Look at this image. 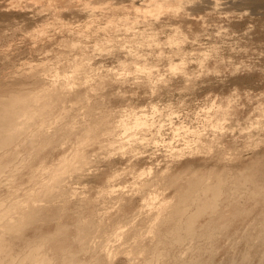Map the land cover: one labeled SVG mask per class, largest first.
I'll return each instance as SVG.
<instances>
[{
    "label": "rangeland",
    "instance_id": "rangeland-1",
    "mask_svg": "<svg viewBox=\"0 0 264 264\" xmlns=\"http://www.w3.org/2000/svg\"><path fill=\"white\" fill-rule=\"evenodd\" d=\"M193 2L0 0V97L32 106L0 156V264H264V0ZM197 176L195 201H234L170 262L151 248Z\"/></svg>",
    "mask_w": 264,
    "mask_h": 264
},
{
    "label": "bare ground",
    "instance_id": "bare-ground-1",
    "mask_svg": "<svg viewBox=\"0 0 264 264\" xmlns=\"http://www.w3.org/2000/svg\"><path fill=\"white\" fill-rule=\"evenodd\" d=\"M146 1V0H145ZM150 1V0H149ZM192 0H151V4H150V9L154 8V10H163L164 9H169V8H173V10H175L176 8H179V7H182L183 8V4H185L186 2H191ZM194 1V0H193ZM197 0H195V3H196ZM209 1L210 5L213 3V7H215V1L216 0H207ZM144 2V0H143ZM148 2V1H147ZM185 2V3H183ZM201 2V1H200ZM204 2V1H203ZM206 2V0H205ZM194 3V2H193ZM194 3V5H195ZM198 3V2H197ZM197 3H196V7L197 6ZM202 3V2H201ZM208 3V2H207ZM208 3V4H209ZM188 4V3H187ZM185 4V5H187ZM199 4V3H198ZM141 5V4H140ZM149 5V4H147ZM191 5V4H189ZM194 5L192 4V6L194 7ZM200 5V4H199ZM216 5H219V2L218 4ZM144 5H141L142 8H144L146 6L143 7ZM185 7V6H184ZM182 8L180 10H182ZM185 9V8H184ZM171 10V9H170ZM179 10V9H178ZM167 11V10H166ZM147 12V11H146ZM173 12V11H172ZM179 12V11H177ZM159 13H161L159 11ZM152 15V13H151ZM154 15V14H153ZM155 17V16H154ZM151 18V17H150ZM156 18V17H155ZM16 91V90H14ZM22 91V90H21ZM4 92H7V91H4ZM23 92V91H22ZM8 93V92H7ZM5 93V94H7ZM12 93V92H11ZM18 93V91L16 92ZM9 94V93H8ZM10 95V94H9ZM4 96V94H3ZM31 101L28 100V96L25 95V93L23 94H12L8 97H0V156H1V152L4 151V150H8V146L11 144L8 145V131L11 127H13L17 121L16 118L22 114H28L29 112L32 114V112L30 111L31 110ZM31 106V107H30ZM28 125V124H27ZM16 126V125H15ZM12 129V128H11ZM10 129V130H11ZM11 140V139H9ZM28 141V140H26ZM25 145V144H24ZM27 146V145H26ZM30 146V145H29ZM10 151V149H9ZM2 157V156H1ZM13 157V156H12ZM7 160V159H6ZM1 161V159H0ZM2 162V161H1ZM9 165L8 164H5V163H1L0 164V174L3 173L8 169ZM19 169V168H18ZM6 173V172H5ZM237 176V174H236ZM242 177V176H241ZM245 177V176H244ZM250 177V176H249ZM195 178V177H194ZM236 179V178H235ZM249 179V178H248ZM202 182V180H200V178H197L195 180H193V183H192V186L190 188H187L188 190H185L184 192V196H183V201H191L190 203L192 202H195L197 207H198V212L195 216H193L194 218H191V219H187L188 223L185 227H183V218L185 217V209L183 208V206L181 207H177L178 209L173 213V216H172V221H174V224H172L173 226H169L168 229H166V231H164L161 235H160V239H159V242L157 240L158 243H156L153 247V249L151 248V251L153 252V254H156V255H159V256H162L165 260H170L171 262V259H169V256H170V250H168V247L169 249H171L170 247H172L173 245H180L183 243V240H185L184 238L186 237H191L193 239H196V240H200L202 241V239L204 240H211L213 234L217 231V229H219V225H217V223L219 224L218 220H219V217L218 216H222V213L218 214L217 216V207L218 205H220V196L226 193L223 192V190H221L219 187L215 188V189H212L211 188H214V187H211V188H205L203 191L205 193H207L210 197L208 200L206 199H201L199 198L197 201L194 200L193 198V192L194 190L200 185V183ZM243 181V180H242ZM239 182V181H238ZM244 182V181H243ZM202 184V183H201ZM242 184V183H241ZM240 184V185H241ZM208 191V192H206ZM254 192V191H253ZM252 193V192H251ZM256 193V192H254ZM7 194V193H6ZM230 194V193H229ZM236 194V193H235ZM231 196V194H230ZM227 196L225 197V202H232L234 201L233 200V197L231 196ZM253 196V195H252ZM223 197V198H224ZM188 202V203H189ZM185 203V202H184ZM234 204V203H233ZM177 206V205H176ZM238 206V205H236ZM237 208V207H236ZM238 209V208H237ZM7 210V209H6ZM236 210V209H235ZM240 210V209H239ZM20 211V210H19ZM241 211V210H240ZM5 212V211H4ZM220 212V211H219ZM21 213V212H20ZM235 213H240V212H235ZM216 214V215H215ZM241 214V213H240ZM36 215V214H35ZM34 215V216H35ZM170 215V214H169ZM208 216L210 217L209 218V221L206 222V224H203L202 226H197L196 224V220L197 218L199 217H202V216ZM166 216V215H165ZM164 216V217H165ZM12 217V216H11ZM37 217V216H36ZM218 217V218H216ZM33 218V217H32ZM166 218V217H165ZM164 218V219H165ZM13 219V218H12ZM11 219V220H12ZM171 219V218H170ZM169 219V220H170ZM223 220V219H221ZM220 220V221H221ZM166 221V220H164ZM168 222V221H167ZM264 222V221H263ZM82 223V222H81ZM88 223V222H87ZM162 223V222H161ZM170 223V222H169ZM221 223V222H220ZM86 224V223H85ZM167 224V223H166ZM201 224V223H200ZM17 225V224H16ZM21 224H19L18 226H20ZM24 225V224H23ZM22 225V226H23ZM28 225V224H27ZM26 225V226H27ZM162 225V224H161ZM168 225V224H167ZM222 225V224H220ZM20 226V227H22ZM62 227V226H61ZM91 225L90 224H87V225H84V228L85 229H80L77 236L75 237L77 240H84V237H83V232L82 233V230H88V229H91L90 228ZM63 228V227H62ZM59 227V230L57 232V235H60V233L63 232L64 229H62ZM65 228V227H64ZM83 228V226L81 227ZM221 228V226H220ZM222 228H225L224 226ZM164 229V228H163ZM264 229V228H263ZM91 231V230H90ZM227 231V230H226ZM17 232V231H16ZM158 233H156L157 235L159 234V231H157ZM86 233V232H85ZM21 234V233H20ZM64 234V233H63ZM89 234V231L88 233L86 234L88 236ZM263 234V233H262ZM61 236V235H60ZM85 236V234H84ZM159 237V236H158ZM88 238V237H87ZM90 238V237H89ZM88 238V239H89ZM249 238H251V236H249ZM87 239V240H88ZM187 239V238H186ZM75 240V239H74ZM84 242H86V239L84 240ZM83 242V243H84ZM199 243V242H198ZM204 243V242H203ZM2 245V243H1ZM102 245V244H101ZM199 245V244H197ZM196 245V246H197ZM201 245V244H200ZM88 247V246H87ZM100 247V246H99ZM175 247V248H176ZM177 247V248H179ZM1 248V246H0ZM160 248L164 249V251H160ZM173 248V249H175ZM2 249H3V246H2ZM200 251H202V247L200 248ZM87 248L85 245H80V249L78 250V252H87L86 251ZM99 252L102 250V249H98ZM179 251V250H178ZM77 252V251H76ZM76 253L73 255V257L71 258L72 261L74 262H77L79 260L78 256H79V253ZM101 252H104V249L103 251ZM151 252V253H152ZM169 252V253H168ZM174 251L172 250V253ZM177 252V251H176ZM172 253H171V257H173V262L170 263V264H181L179 263V259H178V252L177 253H173L174 255L172 256ZM84 254V253H83ZM82 254V255H83ZM94 254V253H93ZM85 255V254H84ZM107 255V254H106ZM93 257V256H92ZM170 257V258H171ZM91 258V257H90ZM105 259H99V258H93L92 260H90V262L88 261H83V262H79L80 264H105L104 262ZM166 264V263H165Z\"/></svg>",
    "mask_w": 264,
    "mask_h": 264
}]
</instances>
